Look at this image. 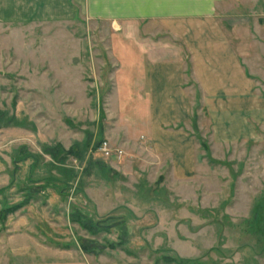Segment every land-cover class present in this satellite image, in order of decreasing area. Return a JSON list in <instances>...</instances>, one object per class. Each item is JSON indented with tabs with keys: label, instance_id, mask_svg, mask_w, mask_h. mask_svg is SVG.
<instances>
[{
	"label": "rangeland",
	"instance_id": "obj_1",
	"mask_svg": "<svg viewBox=\"0 0 264 264\" xmlns=\"http://www.w3.org/2000/svg\"><path fill=\"white\" fill-rule=\"evenodd\" d=\"M70 1L73 21L0 22V264L83 256L90 264H172L164 257L176 256L189 264H264V138L248 150L205 152L189 182L162 174L149 144L121 148V160L101 158L94 146L109 141L105 132L116 123L109 96L121 26L89 21ZM255 3L227 0L225 7L261 12L264 0ZM203 120L204 132L193 134L209 144ZM58 144H79L83 159L55 163L45 149ZM23 149L39 158L14 162ZM77 212L89 229L74 220Z\"/></svg>",
	"mask_w": 264,
	"mask_h": 264
},
{
	"label": "crops",
	"instance_id": "obj_2",
	"mask_svg": "<svg viewBox=\"0 0 264 264\" xmlns=\"http://www.w3.org/2000/svg\"><path fill=\"white\" fill-rule=\"evenodd\" d=\"M226 1L72 0L89 21L121 26L123 40L113 55L117 84L109 96L117 102L116 123L105 138L125 151L149 144L160 171L174 182L191 181L204 159L193 134L195 125L204 132V118L210 151L248 150L264 138V8L235 14ZM75 17L70 0H0V22ZM144 23L161 29L144 33ZM80 258L60 264L95 262Z\"/></svg>",
	"mask_w": 264,
	"mask_h": 264
},
{
	"label": "trees",
	"instance_id": "obj_3",
	"mask_svg": "<svg viewBox=\"0 0 264 264\" xmlns=\"http://www.w3.org/2000/svg\"><path fill=\"white\" fill-rule=\"evenodd\" d=\"M3 114H0V121H2V119H4L3 117ZM14 120V117L10 118L9 120V123L8 124H11V121ZM197 127L195 126V129ZM200 141V144L201 146L203 147V149L205 150L206 154L210 151L209 149V146L206 142H204L203 140L199 139ZM102 142H99V143H96V145L94 146V149H96ZM90 143L87 144V148L89 147ZM76 148H79V144H76L75 146L71 147L69 150H65L62 145L58 144L57 147H52V148H46L45 149V152L51 156V159L55 162V163H60V164H64L66 163L68 157L70 156H75L76 158H82L83 159V156L82 154L80 153V151H78V149ZM25 153V154H23ZM19 155V156H18ZM22 156V157H21ZM17 158L18 159H15L14 162L16 163H21L29 158H39V157H36V155H30L28 153L25 152V149L21 150L18 154H17ZM38 160V159H37ZM212 162H215L213 160H211ZM88 165H87V168L88 167H91L93 165V160H92V157L91 159H89L88 161ZM74 176V175H73ZM28 186V185H27ZM26 188V187H25ZM24 188V189H25ZM27 190L29 192V195H34L37 193L38 190L35 189V187L33 186V184L29 187H27ZM25 203V202H24ZM22 205L20 206H17V207H12V208H9V209H6L2 212V217H5V216H8L10 213H13L15 212L16 210H18L19 208H21ZM76 218L74 219L76 222H79L81 226L83 227H89V224L86 222V221H81L82 220V214L77 212L76 213ZM86 222V223H85ZM92 227V230H95L98 225L97 224H91L90 225ZM90 227V228H91ZM99 228V227H98ZM89 229V228H88ZM164 258H167V260L172 263V264H189L190 260L186 259V258H182V257H164ZM166 260V259H165Z\"/></svg>",
	"mask_w": 264,
	"mask_h": 264
},
{
	"label": "built area",
	"instance_id": "obj_4",
	"mask_svg": "<svg viewBox=\"0 0 264 264\" xmlns=\"http://www.w3.org/2000/svg\"><path fill=\"white\" fill-rule=\"evenodd\" d=\"M94 151L96 154H99L101 158L106 160H121L125 157V151L123 149L113 147L107 140L102 141Z\"/></svg>",
	"mask_w": 264,
	"mask_h": 264
}]
</instances>
